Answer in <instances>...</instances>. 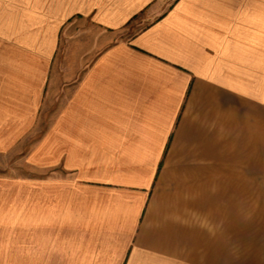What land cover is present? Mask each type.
Masks as SVG:
<instances>
[{
  "label": "crops",
  "instance_id": "crops-1",
  "mask_svg": "<svg viewBox=\"0 0 264 264\" xmlns=\"http://www.w3.org/2000/svg\"><path fill=\"white\" fill-rule=\"evenodd\" d=\"M262 137L264 0H0V264H212Z\"/></svg>",
  "mask_w": 264,
  "mask_h": 264
},
{
  "label": "rangeland",
  "instance_id": "rangeland-1",
  "mask_svg": "<svg viewBox=\"0 0 264 264\" xmlns=\"http://www.w3.org/2000/svg\"><path fill=\"white\" fill-rule=\"evenodd\" d=\"M81 29H90V26L85 24ZM69 48L70 45L66 40H61L59 42V47L54 57V64L61 65L75 62V57L65 54ZM41 115L42 119H40L39 122V130H36L37 135L44 130V119L47 114L45 115L44 112ZM35 139L38 138H31V142ZM262 145H264V137H262ZM29 147L30 144L28 141V145H22L10 153H0V176H45L51 175V173L54 175L60 171V169L46 170L43 167L35 166L30 161V156L28 154ZM262 156H264V154H262ZM262 165H264V162H262ZM261 178L260 202L255 201L254 205V201L245 200L243 203L244 209L240 208L238 211L237 208H233L237 202L229 203V227L231 229L236 226L237 223L239 227L243 226V238H239V242L235 239L232 241L230 238L229 247L214 248L212 264H264V168L261 169ZM247 196L246 194V197ZM240 203L241 202H239V204ZM258 203L260 206L259 209L257 206ZM237 213L239 217L235 216ZM242 214L243 216H240ZM2 252L3 250L0 249V253Z\"/></svg>",
  "mask_w": 264,
  "mask_h": 264
},
{
  "label": "snow or ice",
  "instance_id": "snow-or-ice-1",
  "mask_svg": "<svg viewBox=\"0 0 264 264\" xmlns=\"http://www.w3.org/2000/svg\"><path fill=\"white\" fill-rule=\"evenodd\" d=\"M131 252H132V248H129L128 252H127V255L125 256L124 264H127V261L130 258V256H131Z\"/></svg>",
  "mask_w": 264,
  "mask_h": 264
}]
</instances>
